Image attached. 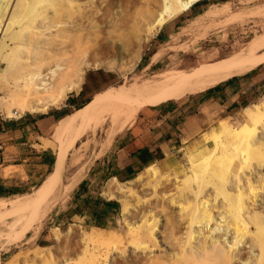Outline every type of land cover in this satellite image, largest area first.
I'll return each mask as SVG.
<instances>
[{
    "label": "bare ground",
    "instance_id": "obj_1",
    "mask_svg": "<svg viewBox=\"0 0 264 264\" xmlns=\"http://www.w3.org/2000/svg\"><path fill=\"white\" fill-rule=\"evenodd\" d=\"M105 1L0 0V65H3V67L0 66V82L3 84L11 82L13 84L14 93L12 97L18 103L20 112L27 111L31 114H42L46 113L50 108L57 109L67 98L68 94L79 90L84 70L92 64L89 63V60L85 62L82 60V63L84 62L83 68H75L76 66H73L74 68H71L70 72L75 70L69 79L65 78L62 72L63 68L61 69L62 74L56 72L59 66L62 67L61 62L64 60L62 59L63 55L60 59L58 57L66 49H64L65 43L67 46L66 41L68 39H65L64 33L68 32L70 34L71 32H75L74 34L77 35V33L81 34L84 32V36L87 35L92 38L100 37L99 42L112 54V58L110 59L111 64L123 58L125 49L121 42L122 39H119L115 35L114 28L111 30L107 22H105L106 24L103 22L98 23L96 20L97 15L101 12L100 7ZM198 1L201 0H160L158 5L155 6L157 8L153 13L155 17L145 27L142 40L136 43L137 51L135 50V52L141 49V42L145 41L152 33L188 11ZM147 9L149 10V8ZM260 11L264 14V6L249 8L245 12L243 10L236 13L243 12L247 16H252L257 12L260 13ZM148 12H151V10ZM215 12L211 14H215ZM234 13L227 16L223 24H232L234 17L237 16ZM102 17L100 15V18ZM237 18L239 20V16ZM243 18L241 17V19ZM114 25L116 26V24ZM68 34L67 37L71 38ZM87 43H84L86 48L84 46H80V48L86 51L87 45L85 44ZM76 44L77 42H73L74 47L71 42L75 54L78 52L76 50L81 43L77 44V46ZM88 49L90 52V48ZM67 52L64 54L65 60L72 55L71 52V54ZM58 54L60 55L58 56ZM132 55H136V53H132ZM79 56L81 55L79 54ZM109 56L111 55L109 54ZM136 56L139 57L138 55ZM160 56V50L154 52L150 57V61H148L149 63L144 66V69H147L148 65L154 63ZM79 59L80 57L77 61L81 63ZM77 61L75 60L76 63ZM67 62H70L68 66H72L74 63L72 59ZM261 62H264V33L256 35L242 47L228 55L222 56L220 59L212 60L210 63L199 64L195 62L186 68L164 70L151 79L134 82L129 86L120 85L113 87L104 93V95L101 94L89 100L82 107L70 114L67 119L59 123L57 129L53 132V136H56L58 139L57 143L54 140L41 138L42 148L51 147L55 150L56 158L59 157V160L64 159L61 165L63 169L59 171L61 178L58 183L53 185V180L59 166L54 168L50 173H47L33 193L15 197H0V220L13 218L17 222L25 221L27 217L30 218L32 216L36 208L31 206L38 205V201L44 196L46 197L45 205H43L44 210H48L50 199L62 201L65 199L64 196L76 184L88 167L87 161L84 159L90 149L88 139L82 141L71 155H68L69 150L67 149L72 144L74 136L76 137L84 131V128L83 130H79L83 124L85 126V123H87V128L91 129L101 125L105 121L109 123L106 133L107 139L99 147L100 151L104 150L113 137L125 130L139 109L154 94L159 92L202 93L209 88L219 85L220 82L226 81L230 77L248 73ZM262 102L243 108L242 114L245 122L241 125L221 123L219 124L218 132L214 136L210 138L208 136L203 137L205 141H210L213 146L202 160L194 161L191 159V168L186 175L188 176V180L189 176H191L193 181L195 180L196 185L194 184L195 186L192 187L189 181L190 187L188 181H186L188 186H185L187 190L189 187L191 188L189 192L191 200L187 195L188 192L185 193L186 196L182 194L184 184H179L182 186V189H180L182 190L181 193L177 189L169 193V199L178 204L176 207H179L180 212H178L185 222L183 226L185 229L188 228V231L185 233L189 235L191 230L194 232V236L191 234L194 239L190 236L193 241L189 236H185V241H187H184L185 243H182V240V242L177 241L179 235L176 239L172 238L169 240L171 244L169 245L174 248V252L171 251V258L176 263L178 261V264H205L206 262L207 264H215V262L219 264L218 261H220L221 264H264V209H260L258 203L259 194H264V171L258 172L256 171L257 169L250 170L249 168L250 162H254L252 160L261 161V165H264V103ZM10 116L13 115L11 114ZM216 155L229 158L232 165L237 164L235 171H230L231 175L228 174L230 175L229 180L215 175L211 171L213 158ZM165 162L167 168L175 170L177 181L180 180L177 173L176 160L170 158L169 161L165 160ZM67 165L77 170V172L64 184L62 181ZM244 168H248L249 172H244L246 170ZM146 170L156 174V170L150 165L145 168ZM13 171L10 168L5 169L3 174L5 177H8ZM187 176H185L186 180ZM143 177V173H138L133 179L125 182H119L115 177H112L104 187L102 194L107 200H117L120 203V207H118L119 213L126 216L129 208H127L128 206L124 201L123 194L131 191V183H136ZM185 177L181 180H185ZM230 181H232V186L229 184ZM182 183H185V181H182ZM162 184L161 182L159 186ZM157 185V182L151 184L154 188H157ZM176 185L178 187V184ZM155 193L157 194L156 191ZM157 195L160 196V194ZM150 213L151 211L148 215ZM149 222L145 219V221L142 220L134 228L132 225L129 226V231L136 236L135 239L139 240L142 247H145L144 244H147L149 241L154 243L157 240L154 230V227L156 229L157 222L154 223L156 225ZM57 230L56 228L54 229L55 232L53 231L56 237ZM227 236L231 239L228 240ZM117 237L113 232H109L103 236L89 233L83 239L97 246H104L107 253L117 246L115 245L117 242H114ZM188 239L191 241H188ZM244 241L248 243V246H246L249 249L248 251L243 248L244 244L242 243H245ZM86 247H88L87 244ZM47 249L25 252L23 260L18 259L16 261L13 259L1 264H41L44 253H49V249ZM151 258H147V263H144V259L141 263L160 264L158 261H155L156 258H154V261ZM174 260L173 263H175ZM137 261L140 260L138 259ZM66 264H72V262L68 261ZM86 264H98V261L92 256Z\"/></svg>",
    "mask_w": 264,
    "mask_h": 264
},
{
    "label": "rangeland",
    "instance_id": "obj_2",
    "mask_svg": "<svg viewBox=\"0 0 264 264\" xmlns=\"http://www.w3.org/2000/svg\"><path fill=\"white\" fill-rule=\"evenodd\" d=\"M159 2L160 0H106L105 3L101 5V14L99 13V15H97V22H107V25L109 24V28L111 30L114 28L113 31H115V35L119 39H122L121 42L123 43L125 49L123 56L124 59L122 58L116 62L111 61L115 64L110 63L112 54L106 47L103 46V44L99 42L100 37L92 38L87 35L84 36V32L81 33L82 36H80L81 34L78 33L77 35L74 34L75 32H71L72 34H68V32L64 33L66 36L65 39H68L67 41L64 39L67 42L68 47L65 43L66 47L64 46V49H66L64 50L63 54L60 53L61 55L58 54L60 57L57 56L60 59L63 55L64 58L62 57V59L64 60L63 62L59 60V62L62 64L59 62L58 63L61 64L62 67L59 66L56 72L61 74L63 72L65 78L67 77V79H69L72 77V74L75 70L74 69L73 72H70L71 68H74L75 66V68H83L84 62L88 60L89 63L92 64L85 68L80 88L77 92H75L78 93L79 97L81 98L78 99L77 103H81L87 98L92 100L96 96L101 94L104 95V93L116 86H129L134 82L142 81L144 79H151L164 70L186 68L195 62H198L199 64L210 63L212 60L220 59L222 56L228 55L236 49L242 47L256 35L264 33V14H262L261 11L260 13L257 12L252 16H247L243 12L236 13L243 10L245 12V10L247 11L249 8L264 6V0H201L195 3L188 11L178 16L176 19L170 21L158 31L152 33L145 41L141 42V49H139L138 52H135L137 49L136 43L142 40L145 27L155 17L153 13L157 9L155 6L158 5ZM223 5L224 7L221 8ZM147 8H149L151 12H148L149 10ZM211 11L217 12H215V14H211L213 13ZM105 12L106 14H104ZM149 13L152 14L150 15ZM232 13L237 15L234 17V22L232 21V24H223L225 18ZM100 15L101 17L105 16L102 17L105 19L102 20ZM238 16L239 20H237ZM241 17L246 19H241ZM106 18L108 19L107 21ZM112 24L113 26L116 24L117 27H113ZM67 34L71 38H68ZM77 36H80L81 38H78ZM88 41L89 43H87ZM71 42L72 46H74L73 42H77V44L81 43L79 44L77 50L74 48L81 56L84 52V55L86 53L88 54V48H90L89 54H86V56L83 55L81 58L79 54L77 55V53L75 54L73 51ZM84 43H87L85 44L87 45L88 49H86V51L82 50L83 48H80V46H84ZM105 48L106 50L104 51ZM158 50H160L161 56L154 63L148 65L147 69H144V66L149 63L148 61H150L151 55ZM66 51H68L69 54L72 53V55L69 57L67 55L68 58L65 60L64 54H66ZM132 53H136V55L139 57L132 55ZM109 54L111 56H109ZM77 57H80L79 60L81 63H78ZM143 57L145 58L143 59ZM73 58L75 59L73 60ZM71 59L74 61V63L73 65L71 64L72 66H68L70 62L67 61H71ZM82 60L84 61L83 63ZM0 66L3 67V65ZM64 67H67V69ZM238 77L239 81H232L229 83L230 88L225 89V91L219 94L217 93L216 96H214L216 94L215 92L213 94V98L201 103L199 106L198 103L202 101L201 93L187 94L181 92H159L154 94L151 98H149V100L146 101V103H144L142 107H144L146 104L157 105L162 103L157 106H163L166 108L175 106L177 108L178 113L175 116L179 123L176 132L181 136L179 138L180 142H177L179 146L173 149L171 154L166 155L162 160L169 161L170 158L176 160V168H178L177 173L180 180L177 181L175 178V170L167 168L166 164H148L147 166L150 165L154 167L156 174H153L149 170L145 171V168L147 167L145 166V162V167L142 166L139 171H137L134 176L130 178L133 179L138 173H143L144 175V177L138 182L131 183L130 187L133 193L129 191L123 194L124 201L128 206L127 208H129L128 214L123 216L118 210L115 214H112L107 218H100V226L98 225L99 223L95 221V218L100 214V211H97L96 214L98 215L94 216L92 214L94 207L92 206L95 200H107L103 196L102 192L104 191V187L106 186L107 182L113 176L108 174L106 168L109 167V164L112 161V151L113 147L116 145L114 143V139H116L120 134L113 137L110 140L108 146L104 150L100 151V144L104 142L105 139H107L106 133L108 131L109 123L105 121L101 125L91 129L87 128V123H85V126H83V124L79 130H83L84 128V131H82V133L78 136H74L73 141L71 142L72 144H70L67 149L69 150L68 155H71L82 141L87 139L89 140L90 149L84 158L85 161H87L88 166L86 171L82 174V176L66 194V196H64L66 199H64L65 201L50 199V205L48 204L50 207L47 205L48 210H44L43 205H45L46 202V197L44 196L38 201V205H30L31 207L36 208L34 209L32 216L30 218L27 217L25 221L17 222L13 218L0 220V264L9 262L13 259L16 261L18 259L23 260L22 258L25 256V252H33L37 249L46 250L47 248L49 249H47L49 253H44V256L41 259V264H66L68 261L72 262V264H86L88 259L90 257L92 258V256L96 258L98 264H142L141 261L143 262L145 260V263L149 257H152L153 261L154 258H156L155 261H158L160 264L161 262L162 264H178V261L176 263L174 259L173 260L175 263H173L171 258L174 248L170 246L171 244L169 243V240L172 238L176 239L179 235L180 238L178 237L177 241H183L182 243H185L187 242L185 241V236H189V238H191L194 236V232L191 230L189 235L185 233L188 231V228L186 227L187 229H185L183 226V224L185 225V222L179 214V207H176L178 204L169 199V193L174 192L176 189L181 193L183 190L184 193L182 191V194L185 195V193L188 192L187 195L189 197V192L191 189L190 184L192 187L196 185L195 180L193 181L191 176H189L188 180V176L186 175L191 168V159L194 161L202 160V158L209 153L213 146L210 141H205L203 137L208 136L210 138L214 136L218 132L219 124L221 123L241 125L243 122H245V118L242 114L243 108L247 107L248 105L252 106V104H260L262 101H264V62L259 63L248 73ZM230 78L220 83H226ZM13 93V84L11 82H6L5 84L0 82V108L7 118L10 117L9 119L12 120L19 118H13L10 116L14 111H17L18 114L21 113L23 117H38L45 114H31L27 111L20 112L18 103L13 100ZM62 104L60 107H62ZM51 109L52 108H50L47 112H49ZM67 109L73 108L67 107ZM69 115L62 119H67ZM131 122H133V120ZM47 139L54 140L55 143L58 142L57 137L53 136V134L47 136ZM40 140L41 139H35V142L40 144ZM35 142L31 139L33 146ZM34 148L36 150L42 149L35 146ZM53 152L55 154L54 163L49 168L47 173H50L54 168L59 166V169L56 171V175L53 180V185H56L61 178L59 171L63 169L61 168V165L64 162V159L59 160V157L56 158L54 149ZM75 157H77V155H75ZM230 161L231 160L229 158L216 155L213 158L211 171L213 174L219 175L220 177L229 180L231 175L230 171H235L237 167L236 163L232 165ZM252 161L254 162H250L249 164L250 170L257 169L256 171L258 172L264 171V165H261V161ZM16 163L21 164L24 162L18 160ZM19 167L22 168V166ZM244 170V172H249L248 168H244ZM76 172L77 170L70 168L67 165L62 183L65 184ZM47 173L45 175L41 174L43 175L41 177H32L33 181L32 179L27 181L26 175H20V178L12 177L11 179L6 180L7 183L20 184V189L22 191L19 194L9 197L33 193ZM185 176H187V180ZM183 177H185V180H181ZM117 180L119 182L127 181H121L119 179ZM182 181H185V183H182ZM186 181H188V184L191 182L189 184L190 187L188 190L185 188V186H188ZM82 182L83 184L79 187V184ZM155 182L158 184L157 188L151 186V184H155ZM161 182L163 184L159 186ZM231 183L232 181L229 183L230 186H232ZM176 184H178V187ZM179 184H184V186L182 187ZM155 191L157 194H160V196L157 195ZM209 194L211 195L210 192ZM260 198H264V194H259L258 198L260 209H264V204H262L264 203V199ZM150 211L151 213L153 212L152 215L151 213L148 215ZM143 218H145L148 222H152L154 218L152 223L154 224L157 222V225L154 224L156 225V229L154 227V230L157 240L154 241V243L149 241L150 243L148 242L147 244H144L145 247H142L139 240L135 239L136 236L129 231V226L132 225L134 228V226L139 225L142 220L145 221ZM124 220H126V222H124ZM127 223L129 224L127 225ZM56 228L58 229L57 237L54 233V229ZM109 232L115 233V235L118 237L114 241L117 242V244H115L117 246L114 249L109 250L107 253L105 252L104 246H97L83 239L89 233H92V235L100 234L103 236ZM191 234H193V236H191ZM229 236L231 237V235ZM230 237H228V240L231 239ZM189 240L190 239H188V241ZM85 242L88 246L86 247L87 249L85 248ZM242 244H244L243 248L248 251L249 249L246 247L248 246V243L245 242ZM138 259L140 261H137ZM218 262L221 264L220 261ZM205 264H207V262Z\"/></svg>",
    "mask_w": 264,
    "mask_h": 264
},
{
    "label": "crops",
    "instance_id": "obj_3",
    "mask_svg": "<svg viewBox=\"0 0 264 264\" xmlns=\"http://www.w3.org/2000/svg\"><path fill=\"white\" fill-rule=\"evenodd\" d=\"M229 83L227 81L221 86L218 94L230 88ZM216 95L217 92L214 96ZM214 96L205 98L201 94L202 101L198 103V106ZM78 99H81L78 93H70L60 108H52L43 116L38 117H23L20 114L21 117L15 120L7 118L0 108V185L5 188L20 189V184L7 183L6 180L26 175L28 181L32 177H41L43 176L41 174L47 173L50 168L49 163L52 157L55 158V154L51 147L42 148L41 140V144H38L35 139H47V136L52 135L63 120L62 118L74 111V109H67V107L73 108ZM157 105L146 104L142 107L133 122L114 139L116 145L113 147L112 161L106 168L108 174L117 179H130L144 166L145 162V166L150 163L166 164L165 160L162 159L179 146L177 142H180L181 136L176 132L179 123L175 116L178 113L177 108L175 106L166 108ZM31 139L35 142V147L38 145L37 148L42 149L36 150ZM18 160L24 163H16ZM19 166H22L23 169ZM9 168L14 171L5 177L3 172ZM103 207L102 202H100L98 208L102 211ZM107 212H110L109 208Z\"/></svg>",
    "mask_w": 264,
    "mask_h": 264
},
{
    "label": "trees",
    "instance_id": "obj_4",
    "mask_svg": "<svg viewBox=\"0 0 264 264\" xmlns=\"http://www.w3.org/2000/svg\"><path fill=\"white\" fill-rule=\"evenodd\" d=\"M145 57H143V59H144ZM232 81H239V77L238 76H235V77H232V78H230L229 80H228V83L229 82H232ZM225 83H220L219 85H216L215 87H212V88H209V89H207L205 92H203V93H201L202 94V96L203 97H205V98H208V97H210V96H213V94L215 93V92H219L220 90H221V86H223ZM89 99L90 98H87L86 100H84V101H82L81 103H76L74 106H73V109L75 110V109H77V108H79V107H81V106H83L84 104H86V102H88L89 101ZM68 102H69V99H68ZM63 110V109H62ZM53 162H54V157H52V159H51V161H50V163H49V167H51L52 166V164H53ZM119 178V177H118ZM119 180H121V181H123V180H125V179H121V178H119ZM83 184V182L82 183H80L79 184V187L81 186ZM21 192V190L20 189H18V188H11V187H9V188H5V187H3L2 185H0V197H8V196H11V195H14V194H16V193H20ZM87 202V201H86ZM100 202H102V204H103V210L101 211L99 208H98V204L100 203ZM94 204H93V206L92 207H94L93 208V210H92V214L94 215V216H97L98 214H96L97 213V211H100V214L95 218V221L97 222V223H99L98 225L100 226L101 224V222L99 221L100 220V218H102V217H108L109 215H110V213H111V215L112 214H115L118 210H119V203L117 202V201H115V200H95L94 202H93ZM110 209V212H107V209Z\"/></svg>",
    "mask_w": 264,
    "mask_h": 264
},
{
    "label": "built area",
    "instance_id": "obj_5",
    "mask_svg": "<svg viewBox=\"0 0 264 264\" xmlns=\"http://www.w3.org/2000/svg\"><path fill=\"white\" fill-rule=\"evenodd\" d=\"M12 115L13 118L20 117V114H18L17 111H14Z\"/></svg>",
    "mask_w": 264,
    "mask_h": 264
}]
</instances>
